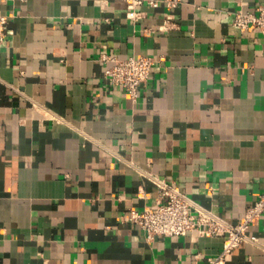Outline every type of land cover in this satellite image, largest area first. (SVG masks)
Returning <instances> with one entry per match:
<instances>
[{"label":"crops","instance_id":"crops-1","mask_svg":"<svg viewBox=\"0 0 264 264\" xmlns=\"http://www.w3.org/2000/svg\"><path fill=\"white\" fill-rule=\"evenodd\" d=\"M262 2L0 0V264H211L226 234L128 214L155 177L232 224L264 191V31L233 24ZM104 54L156 57L136 100ZM248 232L224 264H264Z\"/></svg>","mask_w":264,"mask_h":264},{"label":"built area","instance_id":"built-area-1","mask_svg":"<svg viewBox=\"0 0 264 264\" xmlns=\"http://www.w3.org/2000/svg\"><path fill=\"white\" fill-rule=\"evenodd\" d=\"M127 1L133 7L146 2L158 5L160 2V0ZM164 1L169 7H174L182 0ZM6 23L7 17L1 15L0 42L5 41L6 38ZM233 24L240 31H250L256 28L264 31V2L259 3L253 10L239 8L234 11ZM163 27H167V23ZM102 58L111 61V64L104 70L106 79L114 85L123 87L133 100H136L140 87L149 79L156 61V57L146 54L127 56L104 54ZM154 180L161 193L157 204L147 206L142 210L132 207L128 214L129 221L144 229L148 239L156 235H182L192 229H197L201 235L226 234L224 246L211 264H224L242 242L256 239V236L250 234L248 229L264 213V191L259 193L247 207L239 222L232 224L211 209L196 202L179 187L159 177H155Z\"/></svg>","mask_w":264,"mask_h":264}]
</instances>
